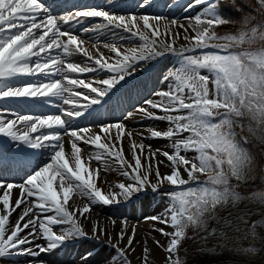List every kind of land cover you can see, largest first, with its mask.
<instances>
[{"label":"rangeland","instance_id":"1","mask_svg":"<svg viewBox=\"0 0 264 264\" xmlns=\"http://www.w3.org/2000/svg\"><path fill=\"white\" fill-rule=\"evenodd\" d=\"M112 1L115 5H125V8L120 11L112 10L107 15L97 11L108 10L99 5H76L72 7L74 11L52 18L54 13H46L47 7H44L45 9L40 10L33 19L17 26L8 17L15 1L7 2L4 7L0 0L3 21L0 24V71L5 63H16L19 58L29 55L30 49H25L29 42L24 35L25 29L29 23H42L39 30L44 32L41 45H46L45 48L52 46L53 50H49V54L32 57L28 62L16 63L19 66H15L11 72L20 77L43 72H47V75L44 78L34 77L33 80L18 79L13 84L15 94L12 97H29L32 102L54 101L60 104L58 100L39 95L51 91L58 80L77 78L74 70H66V67L80 69L82 65L100 63L98 56L101 47L120 54L119 48L122 45L137 43L132 39H115L119 30L111 29L114 27L108 28L111 29L109 37L100 39L89 34L81 35L78 31L104 22L123 26L122 18L114 21L110 14L133 13L135 20L145 22L143 31L136 33L139 39L141 36L144 38L141 39L140 45L137 44V50L144 52L141 56L137 52L136 54L143 63H153L147 69L150 71L149 76L154 67L156 73L149 77L146 83L148 91L122 114L110 116L105 129L110 128L109 124L121 122L122 117L130 112L135 114L137 107L139 110L142 106L144 112H151L157 119L166 121L165 127L153 128L143 133L148 149L146 156H143L148 164L150 183H143V189L138 195L127 187H122L127 193L133 192L137 200L130 206L119 207L118 217L93 208L82 217L79 205L72 208L70 199L72 194H79V191L73 185L69 190L63 187L66 177L60 171L55 170L52 174L53 200L47 180H42L39 174L34 173L37 168H30L18 183L25 188L42 192L45 197L37 195L16 201L9 198L5 204L0 202V264H181L173 250L176 230L188 214L194 210H197L199 215L205 213L209 204H217L220 207L216 215L217 221L221 220L220 222L228 227L235 226V232L229 230L226 240L213 239L209 244L208 249L214 258L210 264H248L245 260L264 264V188L243 194L226 184L231 178L241 181L248 177L252 164L249 148L238 141L225 114V111L232 107L248 114L254 137L264 145V25L241 32L238 37L218 38L206 32L207 20L213 16L205 6V0ZM149 11L155 12L153 19L148 18L151 14ZM188 21L197 25L198 34L192 38L189 37L187 29L182 27V24ZM12 23L17 27L9 30L8 27ZM180 25L181 33L183 30L188 34L184 38H187L189 43L187 47L185 44L169 45L166 41L174 32L180 34ZM155 31L161 34V38L156 36ZM21 38H24L25 44H15ZM10 48V56L3 59V53ZM171 50L174 54L167 61L164 60ZM27 63H30L31 67L26 69ZM125 67L127 65L123 63L119 65V69ZM147 70L142 76L147 74ZM108 75L114 77L115 74L109 71ZM3 87L5 84L0 79V93L3 92ZM135 87L126 91L134 93ZM4 110V102L0 99V112ZM65 110L66 107L59 105L56 112ZM42 115L43 113L34 114L29 110L21 111L15 119L28 120L17 125L14 131H11L12 128H0V139L14 133L21 138L20 145H25L28 149L40 135L48 134L36 133L33 129L34 124H47ZM154 136L169 140L172 144L170 155L174 159L182 158L191 165L176 175H162L163 172L158 167ZM205 143L225 153V166H220L215 160L219 166L216 170L203 150ZM11 146L12 144L7 145V149L11 150ZM137 157L142 159V156ZM6 158L7 165L11 166L14 157L8 154ZM45 168L40 170L42 174L48 172V168ZM195 170L199 171L200 177L211 175L213 171L215 173L209 182L195 178ZM76 178L81 180L80 176ZM59 179L62 180L61 183ZM0 181L4 183L0 196L9 195L6 187H10L14 182L8 177H0ZM108 181L111 187L115 188L113 181ZM116 190L119 196L125 194L119 188ZM41 200H46L44 204L54 203V206L64 208L70 216V223L63 222L66 221L64 213L57 208L45 209L44 213L40 212L44 208L25 209L21 212L25 204L27 208L36 202L41 204ZM126 218L131 224L121 226L119 220ZM202 222L203 226L209 227L206 228L209 231L216 226L207 219ZM238 230L243 235L241 238L236 235ZM38 236L42 239L38 240ZM158 239H163L166 243L165 249L156 243ZM41 251L47 254L37 257L36 254Z\"/></svg>","mask_w":264,"mask_h":264},{"label":"bare ground","instance_id":"2","mask_svg":"<svg viewBox=\"0 0 264 264\" xmlns=\"http://www.w3.org/2000/svg\"><path fill=\"white\" fill-rule=\"evenodd\" d=\"M9 1L10 0H1V3L3 6H6ZM12 1H15V5L11 10L9 18L11 21H14L17 26L33 19L40 10H43L44 7H47L46 13H54V15L51 16L52 18L66 15L71 11H74L72 10V6L76 5H99L108 10L104 11L98 9L97 11L100 13H107V15H109L108 13L112 12V10L120 11L125 8V5L123 4L115 5L112 0ZM132 9H134V7ZM149 12L151 14L148 15V18L153 19L155 12ZM110 16L114 21L122 18V23L124 25L116 26L115 24L105 22L96 23L88 26V28L79 30L78 32L81 35L89 34L92 37L95 36V38L100 39L102 37H108L111 29H118L119 32L118 34H115V39H122L123 41V38H125L135 40L136 42L141 41L143 36L139 39L136 32L140 34L139 30L143 31L142 28L145 22L142 23L137 21V19L135 20L133 13L123 15L118 12L111 13ZM192 21L182 24V27L187 29L190 35L189 37L191 38L198 34L197 25ZM1 22L2 20L0 16V23ZM15 24L12 23L8 29L13 30L17 27ZM42 25L43 24L40 22H32L31 24L29 23L27 29H25L24 35L30 40V42L26 44L25 49L30 48L29 53L34 55H27L26 57L20 59L19 63H25V61L34 56L38 57L40 55H44L47 50L52 49V47H49L43 52H40L46 47V45H41L44 32L39 30L42 28ZM110 27L114 28L108 30ZM179 29L180 34L174 32V36L172 34L171 36L169 35L170 38L168 37L166 41L169 45L173 46L182 44H185V47L189 46L187 38L184 39L188 34L184 33L183 30L181 33V25ZM155 34L158 37L161 35L157 31H155ZM32 37L34 38L31 39ZM149 39L152 40L151 38ZM23 40L24 38H21L18 44H25ZM148 41L145 42L147 43ZM70 49L71 48H69V51H71ZM137 49L136 45H122L119 49L121 52L120 54L108 49L102 50L99 52V60L101 61L100 64L94 63L90 65H82L80 69H76L73 66L66 67V70H74V74L77 75V78L75 80L70 79L68 81L69 85L67 84L68 82L66 79L62 80L64 86L59 84L60 81L57 82L58 85H56V87L46 95L48 98L61 101V105L67 108L65 111L60 112H56L58 110V105L54 102L37 103L32 102L29 97H27V99H15L12 97L15 94V88H13V83L15 81L20 78H28L32 80L34 77L44 78L46 77L47 72H43V74L35 73L33 76L25 75L20 77L11 73V68H9L6 63L3 65L1 77L5 87L1 88L3 92L0 93V99L4 102L5 110L0 112V128H12L11 131L16 130V126L24 123L28 120V118L17 121L15 117H17L22 110H29L34 114L43 113L42 118L46 120L45 123L47 124H34L33 128L36 133L48 132V134L41 135V138H39L34 146L31 147V154L29 152L25 158L22 157L23 153L21 154L19 151L23 147V145L21 146L19 143L21 138L15 136L13 133L0 139V177H8L14 182L10 187H6L9 191V195H1L0 202L5 204L9 198L16 201L37 195L45 197V194L42 192L25 188L23 185L18 183L23 179L30 168H37L34 173L39 174L42 180H47V186L49 187L50 195L53 200L52 174L55 170L60 171L63 176L66 177L63 187L69 190L71 185H73L79 191V194H72L70 199L72 202V208H75V205H79V209L81 210L80 216L82 217L85 212L92 208L107 212L112 217H118L117 209L119 207L130 206L137 200V197H135L136 195L134 196L133 192L138 195L143 189V183H150L147 173L148 164L145 157L148 149L143 133L146 130H151L153 128L165 127L166 121L161 118L157 119V117L151 112H144V108H142V106L139 110L137 107L135 114L130 112L124 118L122 117L121 122L109 124L110 128L105 129L106 121L110 120V116L113 117V115L122 114L133 103L131 95L124 97L121 94L123 90H126L131 84L132 87L140 84L141 86L138 87L134 100L148 91V86L145 85L149 80L148 75H145L141 79H139V77L144 71L149 69L153 63L149 61L147 63H142V61L137 59L135 56ZM147 51L148 49H146L145 52ZM11 52L12 50L7 51V57L10 56ZM141 52L143 53L144 51ZM156 52L158 51L156 50ZM173 54V50L169 51L164 57V60L167 61V59H170V56ZM71 55H73V53ZM126 56L131 57V59H128ZM121 63L126 64L127 67L119 70V65ZM16 66L18 67L19 65L16 64ZM30 66L31 64L27 63L25 68L27 69ZM109 67H111V69H109ZM112 67H115V69H112ZM108 71L114 72L115 77L111 78L107 75ZM155 73L156 68L154 67L150 76H154ZM32 92L33 91H31V93ZM40 96H43V94ZM77 100L81 101L79 102ZM5 101L7 102L5 103ZM153 110L155 111V108ZM60 131L62 132L60 133ZM9 144H12L11 150L7 149V145ZM154 144L158 167L162 170V175H176L179 171L182 169L185 170L191 165L190 162L182 158H179L178 160L174 159V157L170 155L171 152L169 151L172 144L169 140L155 137ZM5 150H8L15 158V161L11 166L7 165V161L4 158ZM137 156H142V159ZM42 167L48 168V172H43L42 174L40 171ZM138 172L140 175H138ZM76 176H80L81 180H78ZM107 179L113 181L115 188L111 187L110 181ZM61 181L62 180L59 179V183H61ZM171 181L172 180H170V182ZM3 186L4 183L0 181V189ZM122 187H127L133 192L127 193L122 189ZM116 188L123 190L125 194L119 196ZM10 195L13 196L11 197ZM44 202H46V200H41V204L40 202H36L27 208L25 204L22 206L21 212L25 209L44 208V210L40 211L44 213L46 211L45 209L56 210L55 208H57L60 212L65 214H63V216H65L64 218L66 221L63 222L70 223V216L64 208L56 207L54 206V203L44 204ZM35 213L37 214V212ZM76 214H78V212H76ZM118 223L124 227L131 224L130 220L127 218L120 219ZM36 238L38 240L42 239L40 236ZM156 243L160 244L162 249L166 248V243L163 239H158V242ZM45 254L47 253L41 251L37 253L36 256L40 257Z\"/></svg>","mask_w":264,"mask_h":264},{"label":"trees","instance_id":"3","mask_svg":"<svg viewBox=\"0 0 264 264\" xmlns=\"http://www.w3.org/2000/svg\"><path fill=\"white\" fill-rule=\"evenodd\" d=\"M208 8L215 16L208 23L209 31L215 35H226L233 33L238 35L241 31H248L264 24V9L256 0H207ZM240 140L250 145L253 150L254 162L258 164L259 175L253 180L238 183L245 192L251 187L264 185V147L251 135V128L245 124V116L238 111H228ZM205 150L210 156L222 154L210 146H205ZM237 185V183H236ZM218 207H212L209 214L203 216L188 215L181 222L175 236V251L181 260V264H210L214 258L208 249L209 243L213 239L227 238L222 231H228L229 227L224 224L215 223ZM202 218H207L209 223L215 224V228L209 231L203 226ZM238 236H241L239 233ZM222 260V258H217ZM249 264H261L256 261L246 260ZM176 264V263H173Z\"/></svg>","mask_w":264,"mask_h":264},{"label":"water","instance_id":"4","mask_svg":"<svg viewBox=\"0 0 264 264\" xmlns=\"http://www.w3.org/2000/svg\"><path fill=\"white\" fill-rule=\"evenodd\" d=\"M258 1L261 3L262 6H264V3L261 0H258Z\"/></svg>","mask_w":264,"mask_h":264}]
</instances>
